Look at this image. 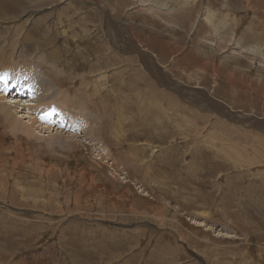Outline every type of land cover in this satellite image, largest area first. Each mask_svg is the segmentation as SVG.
<instances>
[{
	"label": "rangeland",
	"instance_id": "rangeland-1",
	"mask_svg": "<svg viewBox=\"0 0 264 264\" xmlns=\"http://www.w3.org/2000/svg\"><path fill=\"white\" fill-rule=\"evenodd\" d=\"M4 74L0 264H264V0H0Z\"/></svg>",
	"mask_w": 264,
	"mask_h": 264
},
{
	"label": "bare ground",
	"instance_id": "bare-ground-1",
	"mask_svg": "<svg viewBox=\"0 0 264 264\" xmlns=\"http://www.w3.org/2000/svg\"><path fill=\"white\" fill-rule=\"evenodd\" d=\"M9 83L11 84H6V82L3 81L4 88H2L1 91L4 90L5 93L3 95V98L0 96V100L4 101V104L2 103L3 113L7 120H12L11 123L14 126L13 129L18 133L21 132L27 135H33V137L36 135L45 138L50 137L51 134L54 135L55 130H52L51 128H49V126L45 127L44 123H40V119L36 120L33 115V112L35 110L34 107L36 106V104L34 103L35 97L37 93H40V96H42V93L44 91L43 83H46V80L44 78H41V74L30 80V83H21L18 80H12ZM3 86L0 82V87ZM11 88L14 89L12 94L10 93ZM27 93H29V95ZM32 93H34V95H32ZM26 96L31 98L27 100L25 99ZM18 113L22 115L18 116ZM14 114H16V116H14ZM46 116L48 118H51V116ZM59 119L63 118L60 115H53L51 119V121H53L51 122V124H55ZM55 127L58 128V126L56 125L52 128L56 129ZM61 129L59 127L55 134H58Z\"/></svg>",
	"mask_w": 264,
	"mask_h": 264
},
{
	"label": "snow or ice",
	"instance_id": "snow-or-ice-1",
	"mask_svg": "<svg viewBox=\"0 0 264 264\" xmlns=\"http://www.w3.org/2000/svg\"><path fill=\"white\" fill-rule=\"evenodd\" d=\"M7 79V74H4L2 76H0V80H6ZM56 114L55 109H52L47 115L48 116H53ZM41 119H47V116H42Z\"/></svg>",
	"mask_w": 264,
	"mask_h": 264
},
{
	"label": "water",
	"instance_id": "water-1",
	"mask_svg": "<svg viewBox=\"0 0 264 264\" xmlns=\"http://www.w3.org/2000/svg\"><path fill=\"white\" fill-rule=\"evenodd\" d=\"M207 97H209V96H207ZM211 108H212V110L214 111L213 106H211ZM256 120H257L259 123H264L263 119H261V118H257Z\"/></svg>",
	"mask_w": 264,
	"mask_h": 264
}]
</instances>
